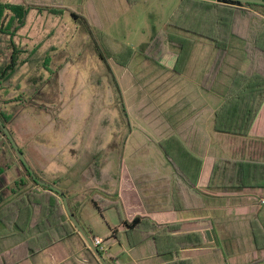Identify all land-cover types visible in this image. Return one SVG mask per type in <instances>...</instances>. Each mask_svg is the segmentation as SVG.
Masks as SVG:
<instances>
[{"label": "rangeland", "instance_id": "374dc122", "mask_svg": "<svg viewBox=\"0 0 264 264\" xmlns=\"http://www.w3.org/2000/svg\"><path fill=\"white\" fill-rule=\"evenodd\" d=\"M26 1L38 3L41 0H0V3L23 4ZM180 2L62 0V6L85 15L91 22V28L97 35L94 37L106 61L99 57L84 24L73 19L67 10L52 14L46 10L32 9L22 26L19 27L18 21L12 24V35L0 34V66L9 65L12 58L16 65L20 64L13 79L6 83L12 88L19 84L20 89L14 97L19 102L10 103L5 109L13 115L8 129L13 132L17 145L24 150L31 146H75L77 150L73 149L72 154H83L81 158L95 155L102 149L119 151L122 146L125 149L128 146L129 149L131 146H147L143 154L138 155L133 154L135 151L130 153L125 150V160L130 157L133 164L151 163L158 166L161 165L160 160L152 147L158 146L159 142L164 144L168 140H175V136L182 134V129L197 122V114L205 120L200 126V137L204 135L208 140L213 139L208 125V109L202 116L203 111L192 109L187 102L200 92L205 99L211 96V92L200 87L199 81L205 67L206 71L210 68L215 49L207 39L167 26L168 19ZM11 16L6 12L5 22ZM166 31L193 40L190 54L193 53L191 56L189 54L184 75L183 69L181 75L167 86L164 84L170 80L172 72L160 69L140 55L144 47L153 44L157 35L155 42L162 43L166 55L171 56L175 48L168 47L165 36L162 37ZM234 41L244 44L237 38ZM240 46L233 47L228 57L231 68L226 70L224 67L225 72L234 73V69H238L241 61L245 60ZM14 48L20 52L14 53ZM147 54L154 57L149 50ZM112 77L120 88L126 116L121 111ZM195 137L194 133L192 139L196 141ZM0 139L1 146H11L1 133ZM207 202L218 203L208 198ZM84 211L83 216L77 214L83 230L91 224L94 233L106 236L108 229L99 214L88 206ZM183 217H191V214ZM70 226H73L71 221ZM74 229L85 244L83 237ZM68 242L75 251L74 241ZM103 243L106 251L102 255L107 259L109 240L104 238ZM216 249L227 256L228 250L223 245ZM191 259L193 264H207L204 256Z\"/></svg>", "mask_w": 264, "mask_h": 264}, {"label": "trees", "instance_id": "16d2710c", "mask_svg": "<svg viewBox=\"0 0 264 264\" xmlns=\"http://www.w3.org/2000/svg\"><path fill=\"white\" fill-rule=\"evenodd\" d=\"M32 9L46 10L52 14L69 11L73 19L84 24L99 57L106 61L101 46L95 39L97 35L91 28V22L85 15L62 6V0H41L38 3L26 1L23 4L0 3V34L12 35L10 31L12 24L18 21L19 27L22 26ZM6 12L12 15L7 22ZM167 26L213 43L215 56L200 83V87L205 91L212 89L228 52L230 38L236 37L245 43L248 68L244 72H237L232 78L222 104L213 113L211 130L227 136H248L264 106V6L241 4L231 0H181L178 8L168 19ZM163 36L168 47L175 48L171 56L166 55L162 43L155 42L158 39L157 35L153 44L144 47L140 55L143 59L155 63L160 69L172 72L170 80L164 84L167 86L181 75L191 52L193 40L169 31ZM148 50L154 57L147 54ZM133 57L132 55V59ZM166 63L170 65L167 66ZM15 65L16 62L12 58L9 66L2 71L1 79L5 78L6 73ZM112 81L121 102V111L126 116L120 88L113 77ZM0 120L4 125L9 122L1 113ZM0 133L3 134L1 129ZM174 139L164 144L159 142L158 146L152 147L160 160L161 165L158 166L151 163L133 164L130 157L125 160V150H129L130 153L135 151L133 154L138 155L143 154L147 146L138 148L131 146L130 149L129 146L126 149L122 146L119 151L106 149L107 151L97 152L75 181L87 193L81 198L74 199H69L64 194L76 219L82 201L93 192L95 194L90 196L89 201L99 213L109 208L116 210L128 246L135 247L145 239H150L155 243L158 254L172 253L171 251L176 252L197 242L192 234L181 237V234L176 236L175 233H180L183 229L195 231L200 226H205L203 220L183 223L176 221L172 215L188 210L186 204L182 203L183 189H194L199 184L198 179L205 165L210 166V176L205 188L259 189L258 196L261 198L264 195L262 158L216 157L210 161L195 150L187 137L180 134ZM25 172L39 191L28 190L2 206L0 223L9 224L11 221L14 231L20 233L13 239L14 246H19L14 251L21 248L26 254H33L37 248H46L76 231L70 226L59 196L38 185L27 169ZM166 237L173 240V243H167ZM90 253L94 256L91 251ZM20 258V255H17L16 258L8 259L6 254L2 253L0 264H16ZM167 264L188 263L184 260H175Z\"/></svg>", "mask_w": 264, "mask_h": 264}, {"label": "crops", "instance_id": "0c3cea01", "mask_svg": "<svg viewBox=\"0 0 264 264\" xmlns=\"http://www.w3.org/2000/svg\"><path fill=\"white\" fill-rule=\"evenodd\" d=\"M234 38L236 37H231L229 40L228 52L213 83L212 90L209 91L211 96L205 99L206 97L204 98V95L200 92V94H196L197 97L190 98L187 102L188 105H192V109L203 111L202 116L205 115L206 109H208L207 112L210 113L208 125L213 139L208 140L204 135L200 137L202 131L200 126L204 124L205 120L198 117V114L195 124L192 122V124L182 129V136L187 137L195 150L210 161L216 157L262 158L264 161V106L261 108L248 136H227L216 134L211 130L213 113L222 104L232 78L237 72H244L248 68L249 62L244 50L245 43L238 44L234 41ZM239 45H241L240 49L245 54V60L241 61V66L238 69H234V73H227L225 71L231 68L228 57L233 52V47H239ZM13 50L14 53L20 52L16 48ZM27 61H24V63ZM8 66H0V113L9 119V122L5 125L7 129L13 115L5 109L9 107L10 103L19 102V99L14 97L17 96L20 89L19 84H16L17 86L14 88H12V85L8 86L9 84H6L13 79L20 64L15 65V68L6 73L5 78L1 79L2 71ZM224 67H226V70ZM206 70L205 67L201 78L207 72ZM218 81L220 82L218 83ZM199 82L201 83V81ZM196 84L198 86V83ZM188 87H191V85L188 84ZM8 130L10 131V129ZM10 133L13 137V132L10 131ZM194 133L196 141L192 139ZM1 145L0 139V208L28 190L39 191L38 187L26 174V169L20 159L16 157L17 155L14 153L12 146ZM18 148L37 180L58 188L69 199L81 198L84 193H87L75 181L88 165L94 156L93 154L85 158H81L83 154L79 156L78 152H75L74 155L72 151L73 149L77 150L75 146H31L26 150L21 146H18ZM209 174L210 166L205 165L198 179L199 184L194 189H183L182 203L186 204L188 210L172 213L174 219L179 222L187 223L194 220L205 222V226H200L195 231L183 229L182 232L175 233L176 236L181 234V237L192 234L197 239V242L193 245L183 247L176 252L158 254L155 243L150 239H145L135 247L128 246L116 210L109 208L99 213L89 201L93 192H90L88 197L84 198L76 216L77 214L83 216L85 214L84 209L88 206L103 219L108 229L106 236L94 233L95 229L91 224L86 225L84 231L89 238L100 237L103 240L104 238L109 240L108 252L106 253L108 264H167L175 260H184L188 264H193L191 258L194 256H204L207 264H264V205H260L258 201V198H260L258 196L259 189H207L205 187ZM207 198L216 200L218 203L207 202ZM189 213L191 217H183ZM19 234V232L14 231L11 221L9 224L7 222L0 223V254L5 253L8 259L20 255L21 260L16 264H98L90 251L87 250V245L77 237L75 232L60 241L53 242L46 248H37L36 253L33 254H26L21 248L14 251L19 246H14L13 239ZM67 241H74L75 251L70 248L72 245ZM165 241L169 244L173 243V240L167 237ZM221 245L228 250L226 257L216 249Z\"/></svg>", "mask_w": 264, "mask_h": 264}, {"label": "water", "instance_id": "95a60500", "mask_svg": "<svg viewBox=\"0 0 264 264\" xmlns=\"http://www.w3.org/2000/svg\"><path fill=\"white\" fill-rule=\"evenodd\" d=\"M231 1L239 2L241 4H256V5L264 6V0H231ZM0 129H1L2 133L4 134V136L6 137V139L11 144V146H12L13 150L15 151L17 157L20 159V161L22 162L24 167L31 174L33 179L37 183H39L41 186H44V187L48 188L49 190H51L52 192H54L55 194H57L59 196V198L62 200L66 215L68 216L69 220L72 222V224L76 228V230L79 232V234L83 237V239L85 241V244L88 246V249L94 254V256L100 262V264H108L106 259L104 258V256L100 253L98 248H96L94 246L91 238H89L87 236V234L85 233V231L81 227L80 223L78 222V220L76 219L74 214L71 212V210H70V208L68 206L67 198L64 195V193L62 191H60L58 188H56V187H54L52 185H49L47 183H44L42 181L37 180L36 176L32 172V170L29 167L27 161L25 160V158L23 157L21 151L19 150L16 142L14 141L10 131L7 129V127L3 124V122L1 120H0Z\"/></svg>", "mask_w": 264, "mask_h": 264}, {"label": "built area", "instance_id": "2783aa9c", "mask_svg": "<svg viewBox=\"0 0 264 264\" xmlns=\"http://www.w3.org/2000/svg\"><path fill=\"white\" fill-rule=\"evenodd\" d=\"M259 204H260V205H264V196H262V197L259 199ZM92 242H93L94 246H95L96 248H98V250L100 251V253L106 251V248L104 247L103 240H101L100 238H98V237H94V238H92Z\"/></svg>", "mask_w": 264, "mask_h": 264}]
</instances>
